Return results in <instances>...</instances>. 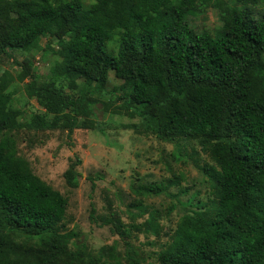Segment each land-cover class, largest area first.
Returning <instances> with one entry per match:
<instances>
[{"label": "trees", "instance_id": "1", "mask_svg": "<svg viewBox=\"0 0 264 264\" xmlns=\"http://www.w3.org/2000/svg\"><path fill=\"white\" fill-rule=\"evenodd\" d=\"M208 9L218 28L196 31L188 18ZM52 45L58 60L48 80L29 60L20 64L19 81L28 79L25 93L41 109L26 123L12 107L6 73L0 77V264H122L113 247L87 256L65 230L67 199L31 171L9 136L24 128L69 137L98 129L93 95L110 72L120 81V108L139 118L144 133L169 143L196 140L212 163L203 169L209 199H188L194 209L179 219L157 264H264V0H0V58L44 55ZM80 163L63 174L71 189L79 186ZM167 187L135 191L170 196ZM129 207L146 211L138 202ZM155 216L134 228L158 236ZM105 223L129 236L119 217ZM126 258L143 264L129 251Z\"/></svg>", "mask_w": 264, "mask_h": 264}, {"label": "rangeland", "instance_id": "2", "mask_svg": "<svg viewBox=\"0 0 264 264\" xmlns=\"http://www.w3.org/2000/svg\"><path fill=\"white\" fill-rule=\"evenodd\" d=\"M187 21L196 31L211 32L220 24L213 9ZM47 43L48 38H42L40 47ZM52 49L55 45L44 55L8 51L0 58V77L4 78L6 73L7 89L13 95L12 107L22 112V123L41 109L25 93L28 79L19 81L20 64L29 60L40 81H46L50 68L58 60ZM119 85L120 81L110 72L104 89L93 95L98 100L93 106V120L98 129H77L69 137L67 130L24 128L9 136L15 141L17 155L29 163L31 171L67 199L65 230L77 235L87 256L98 257L102 249L113 247L122 264H126L128 251L143 264H157V255L171 242L179 219L194 209L188 199L195 196L193 204L209 199V181L203 169L212 163L196 140L178 139L169 143L144 133L139 118L120 108L124 100H119L122 93L115 91ZM76 158L81 161L76 168L79 186L71 189L63 174ZM175 179L179 184L169 187L168 181ZM148 184L168 186L170 196L147 197L136 193L139 185ZM137 202L146 208L143 216L129 207ZM150 213H156L158 236L134 228L146 221ZM111 216L119 217L129 231L128 237L121 238L111 224L105 223ZM69 248L76 249L72 244ZM66 261L67 258L63 263Z\"/></svg>", "mask_w": 264, "mask_h": 264}]
</instances>
